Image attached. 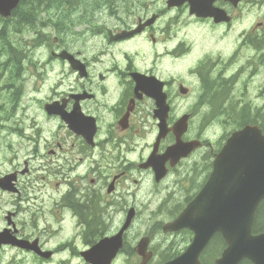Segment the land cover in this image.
Here are the masks:
<instances>
[{"label":"rangeland","instance_id":"rangeland-1","mask_svg":"<svg viewBox=\"0 0 264 264\" xmlns=\"http://www.w3.org/2000/svg\"><path fill=\"white\" fill-rule=\"evenodd\" d=\"M114 1V12H110V4L107 3V0H76L86 15V21L75 30L74 34H68L61 38L50 27L41 30L39 39L33 42L36 35L23 22L25 13L30 9L29 2L24 5V2L21 4L20 12L12 20L0 22V104L5 107L8 106L10 93L13 89L11 84L14 83H19L18 95L21 97L17 115L12 111L7 113L4 109L1 112L0 109V177L14 170H22L25 162H27L29 169L28 174L20 179L21 195L19 198L0 192V226L3 225L1 216L6 211H17L19 222L21 225H26L27 232L31 231L28 226L31 224L32 218H40L41 214L51 212H64L51 201L47 204L40 203V201L41 194L60 196L68 189L66 185H62V174L67 170L65 159L74 158L78 160L84 158V162L68 174L70 179L83 180L92 175V158L81 149L80 143L76 140L64 138L68 155L63 154L60 159H58L57 154L55 156L48 155L49 150L57 149L60 138L64 136L61 135V127L56 122L48 120L43 111V105L55 100L56 94L61 92L63 86L67 85L72 78L69 75V68L51 59L48 54V49L54 45L58 38H60L58 42L60 45L69 47L73 52H78L80 57L86 59L93 75L105 72L108 68L123 69L128 63H139L138 56L143 51L150 52L155 47L158 48V52L165 49L172 52L171 48L176 45L178 40H184L187 44L195 47L181 63L171 65L169 63L172 61L171 58L161 57L154 66L163 75L173 76L178 80L185 77L193 80V82L182 81L184 86L191 91L188 97L181 98L173 91V114L176 116L182 111L189 110L193 115L195 129L191 134L192 136L202 135L210 142H216L218 138L230 130L237 129L230 123L223 124L224 117L220 115L215 119H206L210 111L209 108L218 106L228 97L229 109H233L232 114L226 113L229 118H233L236 114L244 111L252 117L260 116L264 119V58L258 59L260 52L246 47V49H240L233 59L228 60L238 43L245 40L244 34L255 24L263 23L264 0H248L236 12L237 20L233 31L228 36V40L235 41L230 49H227L223 44L215 47V42L218 40L214 26L210 22L195 23L189 17L186 18L184 10L179 12L176 19L173 18L174 12L165 14L162 23L155 27V36L158 38L155 44H152L146 36H139L125 45L107 46L105 36L99 33L102 27L114 30L126 28L134 24L138 16L150 13L161 5V0ZM79 13L80 8L72 15L78 16ZM55 14L62 15V12H49L50 16ZM181 21L183 22L179 24ZM229 31L227 29V33ZM54 47L56 48L58 45ZM201 47L214 50L218 59L216 60L215 57L205 65L202 62H196L198 58L204 56L199 52ZM180 48L181 46L177 50ZM251 59L254 62L252 67L256 68L252 73L247 68L249 63L247 60ZM214 60H216L215 63H213ZM195 62L198 67L197 74L188 71V67ZM233 76L237 77L230 88L229 96H227L223 90ZM90 82L92 81L84 82L85 87ZM206 83H208L207 87H205ZM94 85L95 90L99 93L101 84L97 79ZM221 85H223V89L220 88ZM110 87L107 86V88ZM200 98L205 100L202 101ZM216 98H219V104H217L218 101H215ZM204 103H208L209 107L205 106ZM99 111L105 113L104 109ZM140 117L141 115H138V119ZM212 120L218 126L208 125ZM135 121L143 137L137 141L136 149L127 150V158L131 160H138L147 151L152 131L150 111H144L143 119L137 120L135 118ZM99 125L101 126L102 123ZM23 133L30 134L29 139L32 142H29L22 135ZM50 147L52 148L47 149ZM44 152L45 154L41 156L40 154ZM93 157L96 160V156L93 155ZM207 161L208 153L198 154L188 163L182 164L158 187L152 186L150 174L131 172V177L126 181V185L128 191H133V178L140 180L136 195L141 203L137 201L140 216L133 224L130 234L143 232L145 234L154 228L158 222H166L171 213L170 207H176L198 187L206 173ZM59 164L63 165V169L57 167ZM47 182L49 186H61V189L51 192L47 186L43 185ZM134 199L135 196L130 193L127 194L128 204ZM262 210L264 211V205ZM38 224L40 225V221ZM162 225H158V227ZM163 237L165 236L162 234H155L158 245ZM184 239H186L185 236ZM58 242V238H52L49 241V246L54 247ZM219 252L220 250L215 249V244L208 247L206 251L210 260L216 258ZM63 256V254H58L54 258L53 264Z\"/></svg>","mask_w":264,"mask_h":264},{"label":"flooded vegetation","instance_id":"flooded-vegetation-1","mask_svg":"<svg viewBox=\"0 0 264 264\" xmlns=\"http://www.w3.org/2000/svg\"><path fill=\"white\" fill-rule=\"evenodd\" d=\"M107 3L110 4V12H114V0H107ZM14 11L10 13V16L6 20L2 21L8 22L12 20L17 15ZM156 15L158 16L156 22L146 27L141 36L151 39L155 38V27L159 23V18L162 17L163 11L156 12ZM29 16L28 14L27 17ZM148 18L147 14L138 16L135 24H131L124 29L131 30ZM190 18L199 22L210 20L198 19L193 16H190ZM107 29V27H102L99 33L103 34L105 32L106 34ZM121 29L123 28L111 30L116 33ZM258 29L262 28L259 27ZM253 32L256 33L257 29ZM133 39L134 37L110 42L108 46L127 43ZM61 43L63 44V41ZM57 45L58 47L55 50L57 53L66 52L80 59L78 52H73L69 47L60 45L59 43ZM154 50L158 52V48H154ZM182 53L180 52L178 55H182ZM161 55L164 58L168 57L166 53H162ZM81 60L84 61L89 72L88 77L84 79L78 77L77 72L72 70L68 63L58 60L59 63L69 68V75L72 78L67 85L63 86V90L56 94L55 100L46 103H55L56 109L60 111L67 124L74 122L72 110L75 102L78 103L80 111L84 116L94 119V122L97 124V130L94 133H91L86 127H76L75 130L86 136L88 140L87 149L96 156V167L92 171V175L87 178L85 187L83 189L81 186L78 187L79 190H82L78 201L74 199L73 192L69 191H65L60 196L57 194H41L40 203L47 204L50 201L53 204H57V202L64 203V205L72 210L70 213L71 218L57 217L52 213L41 214L40 218H32V222L28 226L31 231L27 232L28 228L26 225H21L19 222V213L17 211H14L15 215H12L13 219L10 218L9 213H4L1 216L3 225L0 226V264H53V260L58 254H63L64 256L55 262L57 264H90L89 261L84 259L82 254L93 249L103 238L115 235L122 226L129 208H133L135 217L137 216V201L141 203V200L136 195L137 186L134 185L136 181L132 180L133 191H128L126 181L130 177L131 172H140L142 157L140 156L138 160H131L127 158V150L134 149L137 141L143 136L139 132L135 121L138 108L141 107L139 111L142 115L144 111H150L152 121L154 100L146 96H143L141 100L134 99V83L130 78V73L138 71L146 75H155V77H158V75L155 74L153 69L145 70L147 60H142L139 64L128 63L123 69L108 68L103 74L96 73L95 75L91 74V69L86 63L85 58H81ZM98 61L101 60L98 59ZM169 63L173 64L172 61H169ZM96 64L99 63L96 62ZM92 65L94 66L95 64ZM96 79L101 84L99 86L101 88L99 93L95 90L94 83ZM183 80L193 82L189 77H185L182 80L171 78L170 82H165L166 91L164 95L170 108L169 116L166 120L168 126L172 125L176 120V116L171 112L174 99L173 91L183 98L188 97L191 93L190 89L184 86ZM86 81L92 82L85 87L84 82ZM113 83H117V88L109 90L107 86H112ZM107 97L114 99L109 104L111 111H106L105 113L99 112L100 109L108 107L105 102L99 104V99L103 100ZM128 104L131 105V111L129 114H126ZM185 114L188 117L189 124L191 112L187 110ZM48 120L56 122L61 127V135L64 136L61 138L63 145H65L64 138L79 140L67 130V126L60 121V118L48 117ZM100 123H102L101 126L99 125ZM77 124H80V122ZM155 126L156 124L154 123V128ZM107 127L108 129L106 130ZM172 142L173 137L168 134L159 144L158 150L162 152ZM60 149L65 150V146H60ZM113 179L114 181H112ZM17 190L18 193L12 196L19 198L21 195L19 183L17 184ZM129 193L135 196V199L128 204L126 196ZM38 221H40V225ZM131 227L132 223L123 234V247L117 252L111 264L141 263V258L136 255V250L138 241L142 236L137 240L136 235L130 234L129 230ZM52 238L59 239V242L54 247L49 246V241ZM150 240L149 251L152 253V257L146 264L166 263V260L160 261L158 259L159 257L155 250V245H157L155 238L150 236ZM19 241L26 242L24 248H20L14 244ZM32 249L41 253L48 252L49 256L41 257Z\"/></svg>","mask_w":264,"mask_h":264},{"label":"water","instance_id":"water-1","mask_svg":"<svg viewBox=\"0 0 264 264\" xmlns=\"http://www.w3.org/2000/svg\"><path fill=\"white\" fill-rule=\"evenodd\" d=\"M212 1L205 0L204 5ZM17 2L0 0V13L8 15ZM214 19H223V13ZM155 91L159 106L165 109V96L159 94V89ZM46 110L50 114L60 113L54 106H46ZM220 155L198 196L165 228H188L194 233L190 246L170 264H199L200 253L216 232L222 235L226 248L215 264H240L243 260L264 264V233H251L254 214L264 199V136L256 128L247 127L231 136ZM163 174L160 172L158 177ZM13 179H3L0 187L13 191Z\"/></svg>","mask_w":264,"mask_h":264},{"label":"trees","instance_id":"trees-1","mask_svg":"<svg viewBox=\"0 0 264 264\" xmlns=\"http://www.w3.org/2000/svg\"><path fill=\"white\" fill-rule=\"evenodd\" d=\"M263 205H264V201L261 202L256 212V217L254 222L255 225L254 233L264 232V211L262 210ZM243 264H250V263L245 262Z\"/></svg>","mask_w":264,"mask_h":264}]
</instances>
